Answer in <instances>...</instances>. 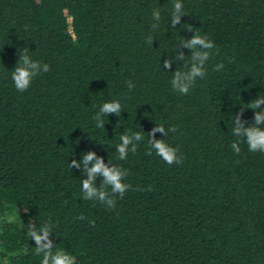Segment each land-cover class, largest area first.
<instances>
[{
	"label": "trees",
	"instance_id": "trees-1",
	"mask_svg": "<svg viewBox=\"0 0 264 264\" xmlns=\"http://www.w3.org/2000/svg\"><path fill=\"white\" fill-rule=\"evenodd\" d=\"M173 2L0 0V264H40L30 222L50 223L77 264H264V152L231 148L235 115L264 97V0H181L187 15L171 28ZM195 33L216 48L206 77L180 95L171 79L191 51L168 71L163 60ZM25 47L50 71L19 92L11 73ZM117 99L121 115L96 128L100 105ZM253 117L244 110L248 125ZM160 124L177 127L155 138L182 164L145 154ZM135 131L144 141L119 160L120 135ZM89 150L128 171L132 187L114 209L82 198L85 177L69 163Z\"/></svg>",
	"mask_w": 264,
	"mask_h": 264
},
{
	"label": "clouds",
	"instance_id": "clouds-1",
	"mask_svg": "<svg viewBox=\"0 0 264 264\" xmlns=\"http://www.w3.org/2000/svg\"><path fill=\"white\" fill-rule=\"evenodd\" d=\"M181 0H174L170 15V27L176 28L181 24V17L187 15L183 11ZM152 17L155 23L151 25L152 29H156L161 21V12L159 9H153ZM192 32L191 28L187 29ZM154 38L149 35L146 42L153 44ZM189 49L191 51L190 63H185L184 71L176 69L171 79V87L174 92L180 95H188L190 90L195 86L197 79L206 77L205 64L212 56V50L216 48L215 43L207 36L195 33L191 38L181 39L177 47L174 58H165L163 60V68L170 70L174 61H184L185 54L181 49ZM217 49V54H218ZM223 63L216 64L213 71L219 72L223 69ZM50 71V66L46 63L33 60L29 54V50L25 47L18 59L14 70L11 73V80L15 89L19 92L26 91L33 81L41 73ZM129 90L135 87L131 81H127ZM245 109L254 111L253 122L248 125L244 119L243 113ZM122 112V105L119 99L110 102H104L100 105L99 110L93 117L96 122V128H104L105 123L103 117L105 115L114 114L119 117ZM176 126H170L167 130L163 124L156 125L148 133L146 155L151 156L153 152L160 157L163 162L171 166L173 164H182L183 157L178 155V149L170 146L165 139H156L155 134L161 133L167 137L169 132L176 133ZM232 133L238 139L231 144L232 150L239 154L241 151L240 143H246L250 152H264V97H257L246 106H241L240 112L235 115L233 120ZM145 137L139 132L122 133L119 137L120 143L115 146L119 160H126L129 152L135 154L138 145L143 142ZM69 166L73 169H82L83 176L81 181L82 198L88 201H96L104 205L107 209L116 207L117 198L122 199L125 193L131 189V185L124 183V179L128 175L127 169L104 162L103 157L98 156L94 151H86L80 161L73 159ZM100 178V184L97 186L96 180ZM143 191L144 189H138ZM150 191L151 188L149 187ZM81 221L86 217L80 215L76 217ZM14 217H7L5 223H13ZM92 227H95V221H89ZM52 229L50 223H44L37 227L35 222H30L27 227V235L34 240L33 255L40 257V264H77L76 257L66 251L56 248L52 238Z\"/></svg>",
	"mask_w": 264,
	"mask_h": 264
}]
</instances>
